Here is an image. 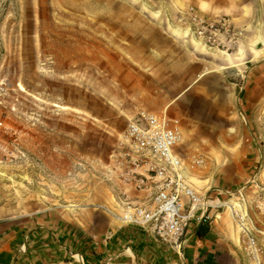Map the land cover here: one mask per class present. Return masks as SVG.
I'll return each instance as SVG.
<instances>
[{
	"label": "rangeland",
	"instance_id": "374dc122",
	"mask_svg": "<svg viewBox=\"0 0 264 264\" xmlns=\"http://www.w3.org/2000/svg\"><path fill=\"white\" fill-rule=\"evenodd\" d=\"M190 8L237 29L225 52L250 42L264 52V0H0V220L51 209L93 232L122 223L121 196L132 200V183L120 175V138L138 111L150 112L136 109L153 101L142 92L154 89V33L178 31L221 51L186 32ZM256 124L260 157L247 179L235 165L217 166L218 154L232 164L237 152L188 151L187 176L234 178L221 179L228 192L215 193L223 206L214 213L224 211L234 228L238 264H264V122ZM71 258L62 264H82ZM102 264L137 263L124 254Z\"/></svg>",
	"mask_w": 264,
	"mask_h": 264
},
{
	"label": "crops",
	"instance_id": "0c3cea01",
	"mask_svg": "<svg viewBox=\"0 0 264 264\" xmlns=\"http://www.w3.org/2000/svg\"><path fill=\"white\" fill-rule=\"evenodd\" d=\"M203 9L213 10L206 3ZM221 10L229 12L230 8L223 6ZM154 35V89L142 92L153 101H140L141 107L136 110L164 113L178 120L181 138L174 152L181 160L187 182L199 190L200 196H207L210 218L189 221L178 249L123 222L109 221L107 227L111 230L93 232L57 210L44 209L0 220V264H62L71 257V261L79 257L82 264H102L124 254L137 264H238L234 249L238 237L233 226L224 211L212 217L220 208L215 205L223 203L216 196L226 187L219 188L221 179L234 178L187 176L188 151L237 152L239 164H235L237 159L226 163L218 154L217 166L228 172L227 167L235 165L241 179H247L260 157L257 136L261 132L256 122L259 126L264 122L263 48L254 49L250 42L248 48L238 47L232 52L211 51L178 31H156ZM239 74L243 77L241 93L235 87ZM237 94L240 104L236 106L243 122L236 113ZM211 188L214 191H209ZM125 191L134 201L143 198V192L132 184L126 185Z\"/></svg>",
	"mask_w": 264,
	"mask_h": 264
},
{
	"label": "built area",
	"instance_id": "2783aa9c",
	"mask_svg": "<svg viewBox=\"0 0 264 264\" xmlns=\"http://www.w3.org/2000/svg\"><path fill=\"white\" fill-rule=\"evenodd\" d=\"M185 14L186 32L198 43L227 51L235 42L238 31L225 16H204L191 8ZM179 137L177 123L164 115L141 110L128 120L122 131L119 153L126 165L120 170L122 179L143 192L139 201H132L122 193V222L178 249L184 241L182 235L188 222L208 220L211 207L207 196H200L186 180L181 160L174 152ZM193 161L200 163L198 158ZM221 206L223 203L215 205L216 208ZM232 214L242 225L240 212L232 209ZM217 216L218 212L212 215ZM241 233L244 234L242 229Z\"/></svg>",
	"mask_w": 264,
	"mask_h": 264
},
{
	"label": "bare ground",
	"instance_id": "6f19581e",
	"mask_svg": "<svg viewBox=\"0 0 264 264\" xmlns=\"http://www.w3.org/2000/svg\"><path fill=\"white\" fill-rule=\"evenodd\" d=\"M223 51V50H222Z\"/></svg>",
	"mask_w": 264,
	"mask_h": 264
}]
</instances>
